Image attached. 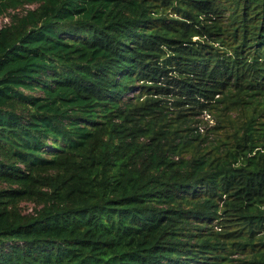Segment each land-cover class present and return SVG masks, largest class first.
<instances>
[{
	"label": "trees",
	"instance_id": "16d2710c",
	"mask_svg": "<svg viewBox=\"0 0 264 264\" xmlns=\"http://www.w3.org/2000/svg\"><path fill=\"white\" fill-rule=\"evenodd\" d=\"M4 16L0 264H264V0Z\"/></svg>",
	"mask_w": 264,
	"mask_h": 264
},
{
	"label": "rangeland",
	"instance_id": "374dc122",
	"mask_svg": "<svg viewBox=\"0 0 264 264\" xmlns=\"http://www.w3.org/2000/svg\"><path fill=\"white\" fill-rule=\"evenodd\" d=\"M33 6H34V5H26V7H28V8H33ZM8 17H9V16H7V17L4 16L3 18L0 19V27L3 26L4 24H6V22H8ZM210 120H211V119H210ZM210 120H209V122H210L211 124H213L214 122L212 123ZM203 126L205 127V124H204V123H203ZM25 206L28 208L29 211L32 210V207H33L32 204H25Z\"/></svg>",
	"mask_w": 264,
	"mask_h": 264
}]
</instances>
